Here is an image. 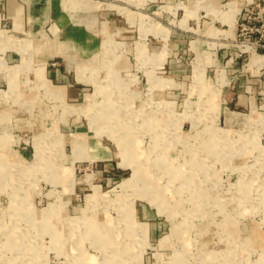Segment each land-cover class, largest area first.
<instances>
[{
	"label": "rangeland",
	"instance_id": "obj_1",
	"mask_svg": "<svg viewBox=\"0 0 264 264\" xmlns=\"http://www.w3.org/2000/svg\"><path fill=\"white\" fill-rule=\"evenodd\" d=\"M62 2V76L0 22V264H264V0Z\"/></svg>",
	"mask_w": 264,
	"mask_h": 264
},
{
	"label": "crops",
	"instance_id": "obj_2",
	"mask_svg": "<svg viewBox=\"0 0 264 264\" xmlns=\"http://www.w3.org/2000/svg\"><path fill=\"white\" fill-rule=\"evenodd\" d=\"M133 1L135 4L141 5V7H143V5L147 3L146 8L151 7V6L155 7V5H156L154 2L148 4V0H133ZM151 1H153V0H151ZM103 2L112 3L114 5L124 7L126 9H128L132 15L134 13L132 10H130L129 8H127L123 4H116L113 2H109V1H103ZM194 2H195V4L199 2L200 5L205 10V7L203 6L204 0H194ZM240 2H241V0H215V2L213 4L216 5L217 10L222 9L223 4H227L228 8H230L234 13H236V15H238L241 11ZM62 3H63L62 0H0V22L1 21H3V22L7 21V23H8V27L4 28V29L8 30L9 32L13 31V32L18 33V34L23 33V36H21V37L19 36V37L29 40L31 51L38 50L39 52H41V54L43 55V57H41V59H44V61H45L44 62V69H46L45 72L48 75H53V76H62L63 75L62 70H61L60 66L53 65V63H51V62H50L51 65L47 66L46 65V57L56 53L59 50L63 51V48H66L67 45L65 43V40L61 37H63L64 35H68V34L71 36H74V33H72V32L71 33L70 32L68 33V31L65 32L63 22L65 19L64 17L68 16V15L73 16V11L76 9H71L69 11L63 7ZM205 12H206V10H205ZM137 13H138V16H137L138 17V24L140 27L139 28V35H140L141 25L144 24V22H145V19L142 17L145 16V14L143 13V11H137ZM211 15H212V17L220 18L219 14L217 16L216 14L211 13ZM91 18L93 19L94 17L92 16ZM125 18L127 20H129L128 16L126 14H125ZM74 19H76V18H74ZM140 21H142V24L140 23ZM15 22L17 24L19 23L18 28L14 27ZM50 22H53L56 25V30L54 32H51L47 28V26ZM210 27H214L215 32H209L208 29ZM223 30L224 29L216 26L215 24H208L206 29H205V32L206 33H216L217 31L223 32ZM228 30H229V26L227 27V32H229ZM13 32H11L13 35H15V36L18 35V34H14ZM77 32H79V31H77ZM111 33H113V32H111ZM49 34H52L53 37H50ZM76 34L79 35V33H76ZM58 35H60V36L62 35V36L60 37ZM100 42H101V40H100ZM4 50H10V51L14 50V51H18V52L20 51L14 47H5ZM158 50H159V48H158ZM10 51L8 52V55H10ZM255 53L256 54H264V53H258L256 51H255ZM22 57H23V55H22ZM259 58H258V60H259ZM227 59H229L231 62H234V61L237 62V56L236 55H234L232 57H227ZM248 59H249V53H248V57L245 61V63L247 65H248ZM238 60L241 61V59H239V58H238ZM15 63H18V62H15ZM12 64H14V63H12ZM262 65H264V62L262 63V61H261V65H259L258 67L251 66V65H248V66L253 67V70H254V69L260 68ZM236 67H237V65H236Z\"/></svg>",
	"mask_w": 264,
	"mask_h": 264
},
{
	"label": "bare ground",
	"instance_id": "obj_3",
	"mask_svg": "<svg viewBox=\"0 0 264 264\" xmlns=\"http://www.w3.org/2000/svg\"><path fill=\"white\" fill-rule=\"evenodd\" d=\"M31 48V47H30ZM41 72V71H40ZM42 74V73H41ZM40 79H41V82H43V83H45V80L43 79V77H42V75H41V77H40ZM231 115H233V113H230L229 114V117L231 116ZM93 121H95V120H93ZM97 121V120H96ZM95 123V122H94ZM97 124V123H96ZM95 124V125H96ZM93 125V124H92ZM93 130V129H92ZM93 133H94V131H93ZM98 135V134H97ZM135 169V168H134ZM150 189V188H149ZM154 189V188H153ZM156 189V188H155Z\"/></svg>",
	"mask_w": 264,
	"mask_h": 264
},
{
	"label": "built area",
	"instance_id": "obj_4",
	"mask_svg": "<svg viewBox=\"0 0 264 264\" xmlns=\"http://www.w3.org/2000/svg\"><path fill=\"white\" fill-rule=\"evenodd\" d=\"M246 9H248V7H247L246 5H244V6H243V13L245 12ZM242 18H243V16H242ZM240 19H241V18H240ZM239 23H240L241 25H243V21H239Z\"/></svg>",
	"mask_w": 264,
	"mask_h": 264
}]
</instances>
